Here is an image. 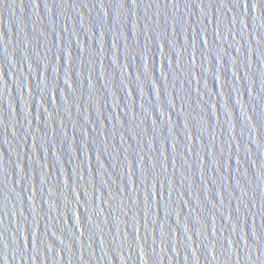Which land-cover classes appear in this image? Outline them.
I'll return each mask as SVG.
<instances>
[{
    "label": "water",
    "instance_id": "1",
    "mask_svg": "<svg viewBox=\"0 0 264 264\" xmlns=\"http://www.w3.org/2000/svg\"><path fill=\"white\" fill-rule=\"evenodd\" d=\"M242 4L0 0V264H264Z\"/></svg>",
    "mask_w": 264,
    "mask_h": 264
},
{
    "label": "snow or ice",
    "instance_id": "2",
    "mask_svg": "<svg viewBox=\"0 0 264 264\" xmlns=\"http://www.w3.org/2000/svg\"><path fill=\"white\" fill-rule=\"evenodd\" d=\"M257 4H259L261 9L264 10V0H255V3H249L248 0H243L242 6L249 7V8H255ZM17 231L19 232V229H17Z\"/></svg>",
    "mask_w": 264,
    "mask_h": 264
}]
</instances>
